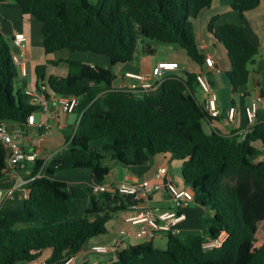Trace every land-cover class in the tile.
<instances>
[{"label":"trees","instance_id":"16d2710c","mask_svg":"<svg viewBox=\"0 0 264 264\" xmlns=\"http://www.w3.org/2000/svg\"><path fill=\"white\" fill-rule=\"evenodd\" d=\"M8 1L18 5L22 17L40 23L46 56L92 53L107 56L110 64L66 59V77H47L45 66H36L37 81H46L53 95L79 100L78 121L66 138L65 158H40L28 165L22 207L0 209V264H64L89 239L109 233L108 223L131 199L87 192L89 208L81 221L71 222L68 185L55 177L88 171L95 184H107V154L111 161L132 167L158 155L180 161L184 187L193 193L207 227L205 235L168 234L166 249L142 239L121 249L109 264H264V120L246 128L243 138L238 131L207 129L217 114L210 116L195 96L198 73L168 76L159 96L114 87L118 69L139 54L155 55L157 44L175 45L205 66L193 20L214 0H0V5ZM260 4L232 0L231 8L243 18ZM218 19L210 21L208 31L226 49L230 69L225 74L236 94L248 83L259 49L238 24L215 28ZM13 57L12 40L0 21V124L24 131L40 107L26 96L28 82L20 77ZM35 87L48 96L39 82ZM98 142L101 147H94ZM6 162V147L0 142V181L7 174ZM223 234L227 238L221 246L203 249L205 237Z\"/></svg>","mask_w":264,"mask_h":264},{"label":"crops","instance_id":"0c3cea01","mask_svg":"<svg viewBox=\"0 0 264 264\" xmlns=\"http://www.w3.org/2000/svg\"><path fill=\"white\" fill-rule=\"evenodd\" d=\"M231 2L232 0H214L213 5L210 8L203 10L199 17L193 20L196 39L201 53L205 57L212 56L214 58L217 67L221 70L220 73H225L230 69V62L225 47L221 43L217 42L215 37L208 31V25L215 16H219V19L215 24V28L227 23L238 24L245 30L252 42L259 49V53L255 57V63L250 66V76L248 83L244 85L236 94H233L231 85L228 86V84H230L228 83L229 80L227 81L224 78L220 79L218 76L219 73L211 74V80L213 82L214 89L219 96V106L217 116L213 121H210L208 124H206V128L209 130L217 129L224 134H230L233 131H238L240 133L245 130L248 126L244 112L245 106H247L250 101L258 95L264 97V0H261V4L258 8L247 12L243 18L240 17L237 11L231 8ZM0 17L4 19V22H2L3 31L7 29L8 36L11 40L16 32H23L27 36V53L29 57L27 68L29 77L26 78V81L28 82V85L31 83L35 85V68L36 66L44 63V57L46 55L42 45L41 34H38V30L35 32L34 30L27 31L28 29L24 25L26 20L31 22L34 19L22 17L18 5L11 1L0 5ZM154 47L156 48L155 55L147 56L139 54L136 60L127 63L118 69L117 78L114 81L115 88H121L123 85L136 83L134 80L126 77L127 73L149 74L152 72L154 66L163 61L178 63V68L174 71L167 72V77H185L187 72L199 73L205 69L204 65L201 66L197 64L191 60L187 54L186 56H181L182 60H179V57L176 56V53H178V51L180 52L181 48L175 45H167V50L174 51L175 55L169 52H162L163 49H161L160 44H157ZM36 48L39 51L38 58H36L35 55ZM69 53L65 57L62 56V58H56V56H53L54 54L46 57H50V59L54 62L57 59H72L92 66H108L110 64V60L107 56H105V58H98L89 54L80 56ZM58 67L61 71L53 73L54 76L66 77L69 72V66L60 63ZM42 86V91L46 92L45 86H47V82L45 81ZM222 86L224 89H226L227 86V91L229 89L231 94L230 97L227 95L226 98L224 94H222ZM194 92L197 99L202 103L204 100V94L202 90L195 86ZM149 94L155 96L161 95V86L155 87L152 91H150ZM47 97L49 98L48 110H39L35 114V117L37 123L43 121L44 123L49 124L50 128L46 130V127L39 128L36 125H28L23 131L20 144L23 146L25 151H31L36 146L35 139L40 134H45L44 140L39 143V147L41 149L40 158L46 160H50L52 158H65L66 138L74 133L78 121V115L76 112L73 114L63 113L59 110V106L55 101L56 96L53 95V97L50 98L48 95ZM233 107L235 108V116L232 121L229 119L228 112L229 109ZM258 119L264 120V105L259 110ZM10 127L12 129L19 128L18 126L11 124ZM101 144L102 142H98L94 143L93 146L100 148ZM130 154L132 155V152H130ZM109 156L110 154H107V159L105 161V164L111 167V173L106 180L108 185H117L120 183L134 184L140 182L142 179H147L151 182H154V175L157 169L161 166H167L168 172L173 178L174 182L179 187L185 188L183 185V180L181 179L180 175H177L178 173H176V170L174 169V166H180L181 168V162H176L175 160L171 159L170 155L168 154L151 157L147 164L134 167L124 166L119 162L111 161ZM29 172V166H27L25 171L19 170L16 174L13 172H7L4 178L0 181V209L3 206L2 201L6 191L13 186L16 187L15 199L6 204L5 207L11 210H19L22 207L24 200V189L23 187H18L15 185L17 181L16 175L23 178L24 180H28ZM55 177L67 183L69 193L71 194L70 207L71 204L74 205V203H72L74 198L75 204H79L80 207L84 206L85 214L86 210L89 208V197L87 192H90L92 186L95 184L90 173L88 171H65L58 173ZM148 205L155 211L169 210L172 208L171 200L169 199L168 195L163 192L154 193L150 197ZM201 214L202 212L197 207V205L192 204L186 210L187 218L179 224V235H205L207 233V227L201 219ZM115 219L116 220H113L114 223L112 237L108 239L96 238L94 240H89L84 246L83 251L79 254L75 264L105 263L106 258L104 259L103 263H101L100 259H98V255H90V250H87V248L91 244L93 246L121 242V249H123L131 245L139 244L143 241L135 235V232L140 228L139 225L126 222L121 214ZM121 233L124 235L123 237H119V234ZM164 237L166 236L162 235L158 238L162 239ZM155 241L156 239L154 240V243ZM110 257H112V255Z\"/></svg>","mask_w":264,"mask_h":264},{"label":"built area","instance_id":"2783aa9c","mask_svg":"<svg viewBox=\"0 0 264 264\" xmlns=\"http://www.w3.org/2000/svg\"><path fill=\"white\" fill-rule=\"evenodd\" d=\"M13 47L18 49V53L14 52V63L19 69L20 77L26 79L29 77L27 64L29 61L27 53V36L23 32H16L12 38ZM178 68L177 62L163 61L154 66L149 74L127 73L126 77L134 80L136 83L123 85L122 89H127L141 96L149 94L155 87H160L167 78V72L174 71ZM221 70L217 67L212 56L205 57V69L197 74V82L199 88L204 94L203 104L210 116H214L218 112L219 96L214 89L210 79L211 73H220ZM25 94L30 102L40 107L39 110H48L49 98L39 91L32 83L25 89ZM55 101L59 106V110L65 114H73L79 104V100L74 97L56 96ZM264 105V97L258 95L254 97L250 103L245 106L244 112L250 128L259 119L258 114L261 107ZM229 119L233 121L235 116V108H230L228 112ZM28 125H36L39 128H50L49 124L43 121L37 123L35 114L29 116ZM247 133L243 130L239 134L245 137ZM23 136L21 128L12 129L10 124L3 122L0 124V142L6 147L7 151V172L17 173L19 170H26L27 166L40 159L41 149L39 143L44 140L45 134H40L36 139V146L31 151H25L20 141ZM16 186L23 187L30 179L24 180L16 175ZM154 182L147 179H142L138 183L128 184L120 183L117 185L94 184L91 192L99 194L108 192L115 195L129 197L131 203L127 209L122 212V217L126 222L134 225H139L140 228L135 232V235L144 240H155L158 237L168 234L179 235V224L187 218L186 210L194 204V195L188 188L179 187L170 176L167 166H161L157 169L154 175ZM16 187L8 189L2 201V207L15 199ZM157 192H163L168 195L172 202V208L169 210L155 211L148 205L150 197ZM227 234L221 235L219 238L211 239L205 237L202 243L205 251L212 250L221 246ZM122 243L93 245L90 251L102 256H113L117 259V253L121 250ZM79 255L71 257L64 264H75ZM39 264H45L41 262Z\"/></svg>","mask_w":264,"mask_h":264},{"label":"rangeland","instance_id":"374dc122","mask_svg":"<svg viewBox=\"0 0 264 264\" xmlns=\"http://www.w3.org/2000/svg\"><path fill=\"white\" fill-rule=\"evenodd\" d=\"M14 4H15V3H14ZM26 18H32V17H26ZM25 20H26V19H25ZM32 20H33V19H32ZM0 21H1V23H2V22H4V19H2V17H0ZM9 21H10V20H9ZM10 22H11V21H10ZM24 25H25L26 28L28 29L27 31H33V30H34V32H35V31L38 30V34H41V29H40L41 25H40V23H38L36 20H33V21H31V22H30L29 20H26L25 23H24ZM31 25H32L33 27H32ZM39 26H40V27H39ZM4 33L7 35V37H9V36H8L7 29L4 30ZM160 47H161V49H163L162 52H164V53L169 52V53H172V54L175 55L174 51H168V50H167V45H166V44H160ZM176 48H177V47H176ZM68 53H69V52H67V51H59V52L55 53L53 56H56V58H62V56L65 57ZM69 54H70V53H69ZM73 54H77V55H80V56H84V54H85V55H88V54H89V55H92V56H96V57H98V58H105V56H99V55L92 54V53H79V52H77V53H73ZM35 55H36V58L39 57V51L37 50V48L35 49ZM183 55L186 56V52H185L183 49H180V52L178 51V53H176V56L179 57V60H182ZM181 56H182V57H181ZM44 59H45V60H44V63H43L42 65L45 66L46 73H48V74H47V77H49V76H51V75H54L53 73H55V72H57V71H58V72L61 71V70L59 69V67H58V65H59L60 63H63L64 65H67V66H68V63H67L66 60L60 61V59H59V60L57 59V60L55 61L57 64H54V63H52V62H49V60H51L50 57H46V56H45ZM49 73H50V74H49ZM218 76H219L220 79L224 78L225 80L228 81V78H227V76H226V74H225L224 72L219 73ZM35 82H36V83L39 82V87H40L41 89L43 88L41 82H40V81H37V78H35ZM228 83H229V81H228ZM228 83H227V84H228ZM228 86H230V84H228ZM45 89H46V93L49 95V97H50V98L53 97V93L51 92V90H50V88L48 87V85L45 86ZM228 91H229V89H228ZM228 91H227V86H226V89H224L223 86H222V90H221V92H222V94H224V96H225L226 98H227V95H228L229 97L231 96L230 91H229V92H228ZM229 102H230V100H229ZM44 157H45V156H44ZM175 161H176V162H180V161H178V160H175ZM176 166H177V165H176ZM174 169L176 170V173H178L177 175H180L181 179L183 180V178H182V174H181V168H180V166H177V167L174 166ZM177 175H176V176H177ZM183 183H184V181H183ZM183 185H184V184H183ZM72 201H73L72 203H74V205L71 204V207H70L71 212H70V215H69L68 220L71 221V222L81 221V219H82V217H83V215H84V206L80 207L79 204H75L74 198H73ZM113 220H116V219H113ZM113 220H111V221L108 223L109 233H107V234H105V235L98 236V237L91 238V239H89V240H94V239H96V238L108 239V238L112 237V233H113V223H114ZM123 236H124V235H123L122 233L119 234V237H123ZM89 240H88V241H89ZM88 241H87V242H88ZM112 244H115V243H112ZM155 245H156V247H159V248H161V249H166L167 238L164 237V238H162V239H159V238L156 239V241H155ZM91 247H92V244H91L90 246H88L87 250H90ZM90 253H91L90 255H92V254H93L94 256L97 255L96 253H94V252H92V251H90ZM98 256H99L98 259H100L101 263H103L104 259L106 258V261H105L104 264H109L110 262H112V261L114 260V257H113V256H112V257H110V256H102V255H98Z\"/></svg>","mask_w":264,"mask_h":264},{"label":"water","instance_id":"95a60500","mask_svg":"<svg viewBox=\"0 0 264 264\" xmlns=\"http://www.w3.org/2000/svg\"><path fill=\"white\" fill-rule=\"evenodd\" d=\"M13 52L18 53V49L16 47H13Z\"/></svg>","mask_w":264,"mask_h":264}]
</instances>
